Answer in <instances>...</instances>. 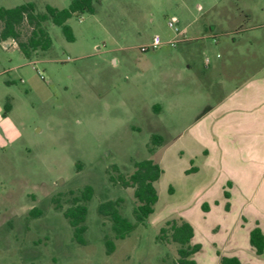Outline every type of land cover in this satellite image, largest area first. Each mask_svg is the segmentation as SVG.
<instances>
[{"label":"rangeland","instance_id":"1","mask_svg":"<svg viewBox=\"0 0 264 264\" xmlns=\"http://www.w3.org/2000/svg\"><path fill=\"white\" fill-rule=\"evenodd\" d=\"M27 1L36 12L70 2L0 0V6ZM171 17L180 35L168 26ZM66 24L72 41L47 21L51 46L29 59L12 39L0 44V113L10 105L0 118V264H177L175 244L156 234L185 207L206 214L185 206L201 175L166 169L155 182L154 211L140 222L132 188L111 183L107 171L116 165L128 173L133 160L149 157L160 164L163 151L174 162L184 126L264 67V0H98L93 13L74 14ZM154 35L163 43L142 50ZM176 36L182 39L169 44ZM153 134L162 141L152 156ZM84 184L94 193L80 244L51 198ZM117 198L133 223L122 238L113 237L111 220L98 212L101 201ZM105 232L115 244L110 253Z\"/></svg>","mask_w":264,"mask_h":264},{"label":"crops","instance_id":"2","mask_svg":"<svg viewBox=\"0 0 264 264\" xmlns=\"http://www.w3.org/2000/svg\"><path fill=\"white\" fill-rule=\"evenodd\" d=\"M184 127L186 135L176 136L175 161L168 160L166 151L159 161L162 174L169 169L184 177L201 175L196 182L202 185L191 188L185 206L195 204L206 214L185 213L186 207L177 213L193 225L191 241L201 244L192 254L196 264H218L217 249L242 262L264 264V250L256 253L249 240L255 225L264 231V67L226 90L204 117Z\"/></svg>","mask_w":264,"mask_h":264},{"label":"trees","instance_id":"3","mask_svg":"<svg viewBox=\"0 0 264 264\" xmlns=\"http://www.w3.org/2000/svg\"><path fill=\"white\" fill-rule=\"evenodd\" d=\"M97 1L70 0L65 8L46 4L44 12H36L35 4L31 1L9 8L0 6V44L7 39L14 40L17 48L28 59L38 51H46L51 46V38L46 29L47 21L60 26L65 38L72 41L73 34L66 21L74 14L93 13ZM24 26L27 28L25 34L22 31ZM3 109L2 116H6L10 105L5 104ZM161 141L162 138L159 135L153 134L150 145L147 147L148 152L152 154ZM132 164L133 169L128 173H124L116 165H112L107 171L108 180L113 184L132 188L133 213L137 221L143 222L154 211V204L158 199L155 182L159 180L163 169L153 157L133 160ZM93 193V187L90 184H84L59 190L51 198L53 207L62 210L72 227L73 239L80 244L86 243L84 233L87 202ZM224 194L229 196L227 190L224 191ZM122 201V198L107 199L98 204V212L111 220V230L113 237L116 238L124 237L133 227L132 221L120 212ZM202 208L206 209L207 204H202ZM39 212L36 210L35 214ZM193 233V225L180 214H175L166 218L160 225L156 239L163 243L175 244L177 254L175 262L177 264H196L192 254L201 247V244L191 241ZM103 238L105 250L110 253L115 246L112 236L105 232ZM249 240L256 253H262L264 231L258 225L251 228ZM216 252L219 256L218 264H251L242 262L236 255L223 254L219 249Z\"/></svg>","mask_w":264,"mask_h":264},{"label":"built area","instance_id":"4","mask_svg":"<svg viewBox=\"0 0 264 264\" xmlns=\"http://www.w3.org/2000/svg\"><path fill=\"white\" fill-rule=\"evenodd\" d=\"M178 20L176 17H171L168 20V26L173 28V30L176 32L177 35H180L179 33V29L177 28L176 24H177ZM179 36L174 37L173 39L169 40L168 43L171 45H175V43L177 41H180L182 38H178ZM13 42L15 43V41L13 40ZM162 40L160 39V37L158 35H154L152 40L150 41V43H147L146 45H143L141 47L142 50H146L148 48H157L158 46H160L162 44ZM42 76V75H41Z\"/></svg>","mask_w":264,"mask_h":264}]
</instances>
